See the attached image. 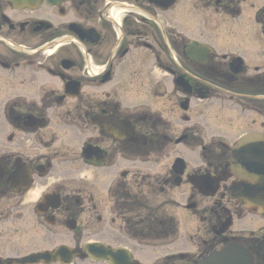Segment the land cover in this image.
Masks as SVG:
<instances>
[{"label":"flooded vegetation","instance_id":"1","mask_svg":"<svg viewBox=\"0 0 264 264\" xmlns=\"http://www.w3.org/2000/svg\"><path fill=\"white\" fill-rule=\"evenodd\" d=\"M143 67L171 81L151 85L159 110L134 103ZM249 135L264 136V0H0V224L13 207L41 230L29 253L4 239L0 264H198L227 243L264 264V213L241 231L233 179L208 196Z\"/></svg>","mask_w":264,"mask_h":264},{"label":"rangeland","instance_id":"2","mask_svg":"<svg viewBox=\"0 0 264 264\" xmlns=\"http://www.w3.org/2000/svg\"><path fill=\"white\" fill-rule=\"evenodd\" d=\"M165 18V17H164ZM165 25H169L170 27L172 26H178L177 21L175 22V19H178L177 16L174 17H167L165 18ZM192 21H188L189 23H193L195 24V20L193 17H191ZM197 22V21H196ZM189 36L191 37L192 35L189 34ZM144 62H147V59L145 58ZM146 67V65H145ZM145 67L142 68V71L139 72V82H140V88H139V93L141 94L142 97L137 96L139 98L142 99H136V101L134 103H141L140 105L141 108L143 109L145 106L149 105L151 106L152 109L154 110H159L160 108H162L161 102L159 101L160 99H156V98H152L151 96H149V90L151 88V85H153V83H157L158 85L165 87V88H169L170 92H172V84L171 81H165V79H163V74L160 72H157L156 74L153 72V74L149 71V69H146ZM162 101V100H161ZM165 108H166V117L168 118V120H170L171 122V127L172 130H176V136H179L181 134V130L180 128H178V124H177V112L175 111H170V113L168 112L169 109L166 107V105L164 104ZM139 108V109H141ZM180 122V121H179ZM176 126V127H175ZM175 149H172L170 152L171 154L174 153ZM190 155V153H188V156ZM195 158V157H194ZM142 171L144 173H148L150 171V167H146V168H141ZM151 173H155V169L152 168L151 169ZM185 193L184 192H172L171 193V199L176 200L177 202H180L179 200H181V203H183L184 198H185ZM187 196L189 195L188 192H186ZM199 199V198H198ZM209 202L212 203V200H206L204 202ZM200 207L203 209H205V207H209L206 205H200ZM229 208V207H228ZM231 208V209H230ZM230 210H233L234 205H230ZM177 209L173 208V205H171V210L170 212L173 214L174 211H176ZM186 230L187 232H190L191 234L196 233L197 229H198V221L195 217L191 216L190 214L187 213L186 215ZM264 225V222L262 224V226ZM247 226V227H246ZM261 224L256 223L255 219H249V222L247 225H243L241 226V228H243L241 231H244V228H258L260 227ZM41 230L37 229L35 227V224H33L29 219H24L23 222L20 221V214L19 212H15L13 211V207H10V217H9V221L7 222V224H3L1 222L0 224V256L4 257L8 255V252L4 249V239L5 241H8L10 243V250L11 251H18L20 249V246H24L23 247V254L24 253H29L30 251H34V249H39L36 246L37 243V233H40ZM42 232H44V229L42 228ZM43 234V233H42ZM24 235L27 236V238H24ZM199 236L202 238V240H204L205 238H209V236H207L203 231L199 234ZM200 238L196 237L193 240V243L195 241H199ZM208 240V239H206ZM61 242V241H56ZM22 243H24L25 245H23ZM50 246V245H48ZM188 252H192V251H188Z\"/></svg>","mask_w":264,"mask_h":264},{"label":"water","instance_id":"3","mask_svg":"<svg viewBox=\"0 0 264 264\" xmlns=\"http://www.w3.org/2000/svg\"><path fill=\"white\" fill-rule=\"evenodd\" d=\"M264 166V165H263ZM262 166V175H258L255 176V178L250 177V179H252L254 181L255 184H260L261 183V178H262V192L264 191V167ZM247 173V172H246ZM250 176V174H238L237 177H241L242 179L244 178H248ZM263 197V195H262ZM228 251H224L221 254L215 255L211 258H208L207 260H205L202 264H231V254L229 253L228 256ZM227 257V259H226Z\"/></svg>","mask_w":264,"mask_h":264}]
</instances>
